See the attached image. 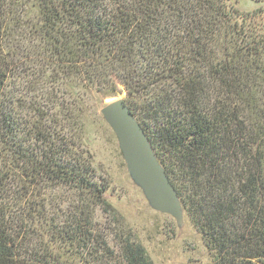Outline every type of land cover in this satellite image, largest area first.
<instances>
[{
  "label": "trees",
  "instance_id": "obj_1",
  "mask_svg": "<svg viewBox=\"0 0 264 264\" xmlns=\"http://www.w3.org/2000/svg\"><path fill=\"white\" fill-rule=\"evenodd\" d=\"M255 1L0 0V264H154L131 230L93 223L96 208L117 213L84 143L82 98L64 96L74 86L122 87L214 264H264Z\"/></svg>",
  "mask_w": 264,
  "mask_h": 264
},
{
  "label": "rangeland",
  "instance_id": "obj_2",
  "mask_svg": "<svg viewBox=\"0 0 264 264\" xmlns=\"http://www.w3.org/2000/svg\"><path fill=\"white\" fill-rule=\"evenodd\" d=\"M32 0H28L31 4ZM240 11L254 10L262 5L255 0H231ZM69 82V81H67ZM75 85V83H71ZM69 88V87H68ZM118 92L93 90L83 91L81 87H71L69 93L82 98L84 143L92 155L98 180L107 189V201L117 213V220L96 208L93 223L98 229L113 228L116 224L131 230L135 238L145 247L154 264H214L205 247L201 235L182 208L181 222L174 217L154 209L148 202L142 188L128 171L119 141L113 129L104 119L101 109L120 97ZM72 93L64 95L71 98ZM74 194V193H71ZM75 195V194H74ZM62 207L70 206L71 200L63 196ZM111 244L117 249L113 241Z\"/></svg>",
  "mask_w": 264,
  "mask_h": 264
},
{
  "label": "water",
  "instance_id": "obj_3",
  "mask_svg": "<svg viewBox=\"0 0 264 264\" xmlns=\"http://www.w3.org/2000/svg\"><path fill=\"white\" fill-rule=\"evenodd\" d=\"M101 113L116 134L128 171L156 210L182 219V205L140 123L120 97L107 103Z\"/></svg>",
  "mask_w": 264,
  "mask_h": 264
}]
</instances>
